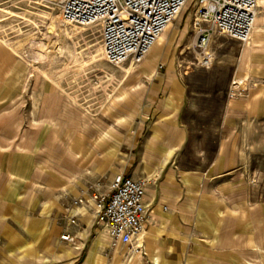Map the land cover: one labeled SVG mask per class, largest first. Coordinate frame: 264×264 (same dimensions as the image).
Listing matches in <instances>:
<instances>
[{"label":"rangeland","instance_id":"1","mask_svg":"<svg viewBox=\"0 0 264 264\" xmlns=\"http://www.w3.org/2000/svg\"><path fill=\"white\" fill-rule=\"evenodd\" d=\"M192 6L186 5L171 24L155 63L146 72H140V65L150 52L140 63L112 66L104 60L96 29L81 27L84 30L73 39L64 34L58 38L53 31L54 24L60 22V7L53 0H0V49L3 51L0 52L3 89L0 106L20 111L26 126L41 103L39 94H54L69 110L75 109L86 124H97L106 130L114 127L118 147L122 153L132 152L134 157L139 154L147 128L152 124L151 118L142 122V104L147 102V96H166L168 91L155 90V83L167 75L176 77L185 89L181 119L189 133L177 154L180 169L204 172L220 158L222 148L224 159L237 172L235 190L216 192L215 208L222 210L206 214L180 260L165 264H264V120L259 147L246 153L242 135L238 138L239 132L230 127L239 118L225 116L228 109L235 111L242 107L239 100L229 98L232 81L247 76V70L238 69L239 43L226 37L216 38L212 43L215 53L212 67L193 69ZM263 6L264 0H259L258 29L263 20ZM73 26L63 25V28L72 32ZM121 67L133 68L132 74L125 78ZM250 74L264 79V65ZM246 85L244 80L243 86ZM127 136L129 140L124 143ZM232 147L234 153L230 155ZM244 157L246 161L241 165ZM144 177L150 185L155 184L159 172L147 173ZM100 180L109 183L106 177H99L87 182L83 190ZM67 202L58 206L49 204L46 227L41 226L43 223L30 231L23 227L16 235L9 229L0 245V264H73L70 252L80 242H83L85 257L88 255L84 264H154L152 258L157 250L154 246L143 243L146 249L140 254L119 244L109 247L108 236L88 225L80 226L73 234L75 241H63L61 236L71 228L64 216Z\"/></svg>","mask_w":264,"mask_h":264},{"label":"crops","instance_id":"2","mask_svg":"<svg viewBox=\"0 0 264 264\" xmlns=\"http://www.w3.org/2000/svg\"><path fill=\"white\" fill-rule=\"evenodd\" d=\"M262 14L259 32L251 42L241 44L235 40L240 48L238 69L247 70V91L230 99L239 100L242 107L235 111L228 109L225 115L239 118L230 127L239 132L238 138L242 135L246 153L259 147L264 120V79L250 74L264 65V6ZM0 52L3 51L0 49ZM155 61L150 55L149 60L140 65V72ZM155 86V90H167L168 94L147 96V102L142 104V122L151 118L152 124L147 128L139 154L134 157L132 152L122 153V148L118 147L114 127L106 130L97 124H86L75 109L69 110L54 94H39L41 103L26 126L20 111L0 106V245L9 229L16 235L23 227L29 231L38 229L42 223L41 226L46 227L49 204L58 206L77 197L87 182L99 177L111 181L119 173L140 179L156 171L159 179L147 186L144 197L151 212L145 242L157 249L152 259H158V263L154 261V264L180 260L191 237H196L198 223L206 214L222 210L215 208L216 192L236 189L237 171L224 159L222 146L220 158L204 172L180 169L177 154L189 137L181 119L185 89L180 80L171 75L163 77ZM2 90L0 87V93ZM127 140L128 136L123 142ZM232 148L230 155L234 153ZM245 161L246 158H242L241 165ZM91 210H86L80 224L71 226L68 231L75 234L80 226L88 225L110 239L108 233L97 226ZM82 246L80 242L70 252L73 264H84L86 260L88 255L85 257Z\"/></svg>","mask_w":264,"mask_h":264},{"label":"built area","instance_id":"3","mask_svg":"<svg viewBox=\"0 0 264 264\" xmlns=\"http://www.w3.org/2000/svg\"><path fill=\"white\" fill-rule=\"evenodd\" d=\"M60 7L64 26L79 25L96 29L104 60L112 66L142 62L166 28L183 8H193L195 53L193 69H209L214 62L212 43L227 37L247 44L259 13V0H53ZM191 67V66H189ZM185 73H188L185 71ZM231 83L229 98L247 91V85ZM146 178L116 174L109 183L97 181L64 205L70 226H78L81 216L91 208L96 224L105 230L113 247L118 244L135 254L144 251L139 236L147 229L151 212L144 197ZM61 239L74 241L70 231Z\"/></svg>","mask_w":264,"mask_h":264},{"label":"bare ground","instance_id":"4","mask_svg":"<svg viewBox=\"0 0 264 264\" xmlns=\"http://www.w3.org/2000/svg\"><path fill=\"white\" fill-rule=\"evenodd\" d=\"M189 4V3H188ZM187 4V5H188ZM186 7V6H185ZM184 7V8H185ZM183 8V9H184ZM182 12V11H181ZM180 12V13H181ZM179 16V15H178ZM177 16V17H178ZM257 18H258V16H257ZM256 22H257V19H256ZM255 22V25H254V29H253V32H252V38H251V40L253 39V37L255 36V35H257L258 34V32H259V29L256 27V23ZM173 22H171V24H172ZM171 24L166 28V30L163 32V34L160 36V38L158 39V41L154 44V46L152 47V49H151V51H150V55H152V58H158L159 57V55H160V50H162L163 49V45H164V43L166 42V40H167V33H169V29H170V27H171ZM54 31H53V33H55L57 36H58V38L59 37H61V35L62 34H64L65 36H68L69 38H71V39H73V37H74V35L75 34H79V33H81L84 29H82L81 27L82 26H79V25H75V26H73L74 27V30L72 31V32H67V29H65V28H63V25L61 24V22H58L57 21V24L55 25L54 24ZM83 28H85V27H83ZM257 28V29H256ZM53 30V29H52ZM250 40V41H251ZM74 41V40H73ZM104 57V56H103ZM150 57V56H149ZM149 57L147 58V60H149ZM146 60V61H147ZM151 61V60H150ZM149 61V62H150ZM121 66V65H120ZM119 66V67H120ZM152 66V65H151ZM37 69V68H36ZM121 69H122V71H123V76L125 77V78H127L128 76H130L131 74H132V72H133V68H131V67H128V68H125V67H121ZM38 70H40V69H38ZM147 71V70H146ZM146 71H144V72H146ZM244 80H246V79H241L240 81H237L238 83L237 84H241L242 86H243V82H244ZM117 98H119V95L117 96ZM146 234H147V229L139 236V241H140V243L142 244V243H145V237H146ZM120 245V244H119ZM122 246V245H121ZM109 247H113L112 245H111V240H110V246ZM116 247V246H115ZM156 263H158V259H155L154 260ZM115 263H116V261H115ZM140 264V263H139Z\"/></svg>","mask_w":264,"mask_h":264}]
</instances>
